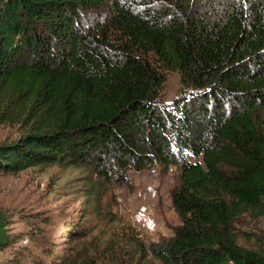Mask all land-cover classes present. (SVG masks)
<instances>
[{
    "label": "trees",
    "instance_id": "1",
    "mask_svg": "<svg viewBox=\"0 0 264 264\" xmlns=\"http://www.w3.org/2000/svg\"><path fill=\"white\" fill-rule=\"evenodd\" d=\"M0 125L19 131L0 144V174L87 165L109 185L179 170L171 236L76 228L28 264H264L237 228L264 213V0H0ZM12 223L0 210V249Z\"/></svg>",
    "mask_w": 264,
    "mask_h": 264
},
{
    "label": "rangeland",
    "instance_id": "2",
    "mask_svg": "<svg viewBox=\"0 0 264 264\" xmlns=\"http://www.w3.org/2000/svg\"><path fill=\"white\" fill-rule=\"evenodd\" d=\"M179 87V73L168 71L165 98H173ZM18 135L16 126L0 125V144ZM127 172L128 181L109 185L99 183L87 165L37 164L0 174V210L12 217L9 228L16 234L14 242L0 249V264L18 260L28 264L30 255L45 256L49 261L51 255L45 251L55 249L53 254H57L64 245H73L69 239L76 228L84 233L95 227L87 241L94 236L102 240L121 236L125 226H131L145 244L171 236L180 222L171 200V189L178 181L177 166L167 171L155 165ZM92 182H96L93 187ZM92 188L99 190L98 195H88ZM95 207L103 209L100 217L95 216ZM108 207L112 214L104 212ZM237 228L242 245L264 251V213L244 214Z\"/></svg>",
    "mask_w": 264,
    "mask_h": 264
}]
</instances>
